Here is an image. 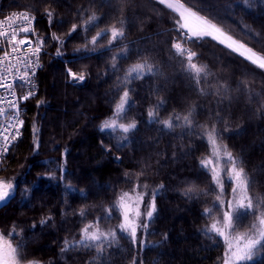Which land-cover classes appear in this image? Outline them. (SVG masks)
<instances>
[{
    "label": "trees",
    "instance_id": "16d2710c",
    "mask_svg": "<svg viewBox=\"0 0 264 264\" xmlns=\"http://www.w3.org/2000/svg\"><path fill=\"white\" fill-rule=\"evenodd\" d=\"M184 2L193 10H202V15L211 13L228 34L255 51H264V0ZM46 7L54 9L51 25L44 15ZM25 9L34 10L38 33L48 43L36 95L23 104L22 138L0 169V176L15 177L18 185L14 198L0 209V231L9 232L13 224L18 231L23 229L27 258L42 264H132L133 258L137 264L141 261L142 264H222L226 247L223 239L216 237L214 242L201 232L209 223L203 216L204 209L213 204L214 196L201 194L199 199L190 200L183 195L191 181L200 190L215 187L200 168V160L210 154L206 137L198 138L203 130L195 127L196 135H186L190 130L179 127L173 132H161L162 125L146 123L147 110L164 100L160 117L167 118L173 112L186 114L188 108L195 106V123L209 127L216 124L224 143L243 161L251 182L250 195L264 200V71L210 38L195 45L189 43L188 47L197 53L196 62L207 65L211 72L209 83L229 88L227 98L216 95L215 87L207 89L213 94L199 95L190 86L179 58L173 59L171 55L174 14L156 0H128L123 4L112 0L111 5L104 0H0V18L6 12ZM93 12L99 17V27L87 33L89 39L118 19L125 20L124 43L129 45V58L119 61L120 70L113 73L111 56L116 53L105 52L107 41H104V46L96 52L87 53L90 59L67 65L73 71L87 72L83 83L69 82L65 61L74 55H84L77 49L84 44L85 34L80 28L71 36L66 34L73 23H81ZM53 32L65 41L63 57L55 55L57 43L50 39ZM141 57H147L162 75L146 76L128 85L135 89L131 93L135 103L123 122L137 120L138 130L128 134L126 147L117 150L115 137L123 134L101 133L99 126L113 114L121 94L117 89L118 78ZM39 100L44 103L37 107ZM217 120L226 123L217 124ZM34 123L40 129V148L35 154ZM105 145L112 150L106 151ZM65 148L68 149L66 178L48 179L47 174L57 165L44 162L61 161ZM142 169L145 175L140 180L148 183L149 193L164 185L156 198L155 219L143 237L146 242L143 250L139 243L133 245L130 239L120 238L118 245L108 248L99 260L95 259V249L62 254L65 239H79L83 227L79 209L85 208L88 220L103 215L102 207L111 204L121 191L129 190ZM56 176L59 178V171ZM228 183L225 178V201L231 198ZM68 184L75 191H68ZM26 187L31 188L27 197L21 195ZM48 215L53 217L49 221L51 226L41 228V218ZM253 222L251 215L245 217L240 231ZM117 223L113 219L102 227L115 228ZM117 233L119 236L118 229ZM248 264H264V252Z\"/></svg>",
    "mask_w": 264,
    "mask_h": 264
},
{
    "label": "snow or ice",
    "instance_id": "6c2138e0",
    "mask_svg": "<svg viewBox=\"0 0 264 264\" xmlns=\"http://www.w3.org/2000/svg\"><path fill=\"white\" fill-rule=\"evenodd\" d=\"M127 3L128 0H120ZM247 2V0H245ZM104 3L111 5L112 0H104ZM158 3L169 9L173 15L175 36L171 47L174 52L171 54L173 59L179 58V63L183 65V71L189 80L190 86L202 96H208L207 89L215 87V94L227 98L229 88L223 84L213 85L209 83L208 77L211 75L207 65H199L197 53L191 48L185 47V44H198L201 41L210 38L217 44L224 46L231 52L237 53L244 60L260 69H264V51L253 50L247 44L234 39L231 35L225 33L218 23V18L208 14H201L200 9L193 10L184 0H158ZM86 11V10H84ZM44 15L48 18L49 25L54 19V9L46 7ZM81 15V13H78ZM36 16L34 10L25 9L19 13H12L4 20H0V163L6 158V155L12 150L15 142L21 137V129L24 120L21 118L22 102H27L36 95V85L34 77L40 64L41 53L47 47L48 41L37 33L34 23ZM99 17L93 12L87 18H83L81 23H73L66 35L71 36L77 32V29L85 34L84 44L77 52H83L84 55L69 58L65 61L66 74L69 82L77 84L83 83L87 78L86 71H73L69 64L79 63L88 58L87 53L96 52L98 47H103L104 41H107L105 52L116 53L111 56V66L113 73L118 72V62L129 58V45L124 43L125 20L118 19L108 28L96 31L89 39L87 33L94 28H98L97 21ZM51 40L56 41L57 48L55 55L63 57L64 39L55 32L51 34ZM104 53H101L103 55ZM139 55V53H137ZM162 72L155 67L147 57H141L136 63L131 64L122 77L118 78L117 89L121 93L114 104L113 114L104 119L100 126L101 133L107 132L109 135L122 133L115 138L117 150H122L129 142L130 133L136 132L138 121L132 119L130 122H123L128 112L134 106L131 93L134 88L128 85L136 80L144 79L146 76H159ZM17 89H23L21 94H17ZM251 95V94H250ZM44 101L39 100L37 107ZM166 101L161 100L154 107L147 110V121L149 126L162 125L161 132L167 130L173 132L177 127L189 129L186 135H196L194 128L199 127L203 131L198 138L205 139L210 147V154L200 160L201 171L210 176L214 188L200 190L195 181L188 182L189 186L184 190L183 195L188 199H199L203 196H214V202L211 206L205 207L203 216L209 223L201 229L202 234L208 240L215 242V238L223 239L225 251L222 257V264H248L260 252H264V200L250 195V185L248 174L245 172L243 161L234 156L228 145L224 143L222 133L217 130L216 124L211 127L195 123L196 107L187 109L186 114H176L173 112L167 118L160 117ZM220 103L219 101L217 102ZM7 105V107H5ZM220 112L216 113L219 116ZM217 124L226 123L223 120H217ZM33 130V152L38 153L40 148L39 131L40 129L34 123ZM227 130V129H225ZM103 144V141H102ZM105 150L110 152L112 148L105 145ZM68 149H64L61 161L44 162L45 164L55 163L57 168L52 169L47 174L50 180H64L67 173L66 155ZM120 157L117 156L116 160ZM59 171V178L56 172ZM126 176L128 173L125 174ZM142 169L135 176V183H132L129 190L121 191L115 200L106 207H102L103 215L97 216L95 220H88V213L85 208L79 209V216L82 218L83 227L80 228L79 239H65L61 253L70 250H91L95 249L99 260L104 252L113 245H118L119 239H130L133 245L139 243L141 250L145 247L144 234L148 233L150 225L155 219L157 213L156 198L160 194V189L164 188L160 184L154 188L151 193L148 192L149 185L142 182L140 177L144 176ZM225 178L229 182L227 187L231 189V198L225 201ZM18 185L16 178L7 179L0 176V204H6L14 198ZM68 191H75L70 184L66 185ZM31 188L26 187L21 193L27 197ZM81 195H84L81 190ZM149 197L146 201L145 197ZM259 210V215H257ZM119 213L116 216L115 213ZM67 214V213H65ZM251 215L255 222L250 223L246 230L240 231L244 227L242 221L245 217ZM117 219L115 228L102 227V224L110 223ZM51 215L45 216L40 220V226L43 228L52 221ZM51 226V225H49ZM33 229L36 224H33ZM119 231V236L117 233ZM167 237H165L166 239ZM26 238L23 235V229L17 230L15 224L9 232H0V264H42L36 259H28L26 256ZM132 264H137L135 258ZM142 264V261H141Z\"/></svg>",
    "mask_w": 264,
    "mask_h": 264
},
{
    "label": "built area",
    "instance_id": "2783aa9c",
    "mask_svg": "<svg viewBox=\"0 0 264 264\" xmlns=\"http://www.w3.org/2000/svg\"><path fill=\"white\" fill-rule=\"evenodd\" d=\"M22 11H24V10H13V11L6 12V13L4 14V16H3L2 18H0V20H4L5 18H7V17H8L10 14H12V13H19V12H22ZM35 16H36V14H35ZM37 20H38V18H37V16H36V20H35V23H34V27H35V29H36V31H37V33H38V30H37ZM45 53H46V50H44V51L41 53V56H40V64H41L42 66H41L39 69L36 70V74H35V77H34V82H35V85H36V89H37V80H38L39 74H40V72H41V70H42V68H43L42 57H43V54H45ZM23 91H24L23 89H17V94L19 95V94H21ZM23 104H24V102L21 103L20 107H21V109H22V115H21V118L24 120V108H23ZM5 107H7V105H5ZM2 122H3V120H2V118H0V123H2ZM23 128H24V125H23V127H22V129H21V133H22V135H23ZM22 135H21V137L15 142V144H16V143L22 138ZM9 153H10V152H9ZM9 153L6 155V158L3 160V162L0 163V169H1V168L3 167V165L6 163Z\"/></svg>",
    "mask_w": 264,
    "mask_h": 264
},
{
    "label": "rangeland",
    "instance_id": "374dc122",
    "mask_svg": "<svg viewBox=\"0 0 264 264\" xmlns=\"http://www.w3.org/2000/svg\"><path fill=\"white\" fill-rule=\"evenodd\" d=\"M156 1H158V0H156ZM225 33H227L224 29H222ZM228 34V33H227ZM230 35V34H229ZM232 36V35H231ZM233 37V36H232ZM234 39H236V40H238V41H240V42H242V43H245V42H243L242 40H240V39H238V38H235V37H233ZM246 44V43H245ZM249 46V45H248ZM185 47H188V44H185ZM250 47V46H249ZM189 48V47H188ZM254 50V49H253ZM263 71H264V69H262ZM149 199V197H145V200L147 201ZM1 232V231H0Z\"/></svg>",
    "mask_w": 264,
    "mask_h": 264
},
{
    "label": "water",
    "instance_id": "95a60500",
    "mask_svg": "<svg viewBox=\"0 0 264 264\" xmlns=\"http://www.w3.org/2000/svg\"><path fill=\"white\" fill-rule=\"evenodd\" d=\"M8 202H9V201H8ZM8 202H7V203H8ZM7 203H6V204H7ZM6 204H0V209H1L3 206H5Z\"/></svg>",
    "mask_w": 264,
    "mask_h": 264
}]
</instances>
